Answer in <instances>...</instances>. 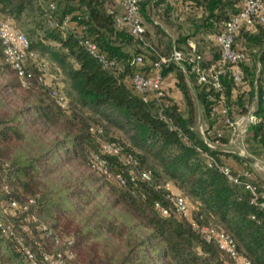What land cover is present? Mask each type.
Instances as JSON below:
<instances>
[{"label":"trees","instance_id":"1","mask_svg":"<svg viewBox=\"0 0 264 264\" xmlns=\"http://www.w3.org/2000/svg\"><path fill=\"white\" fill-rule=\"evenodd\" d=\"M203 9L199 18H190L193 32L179 36L180 48L197 33H216L221 24L238 11L241 0H191ZM55 3V9L49 3ZM116 0H0V15L10 17L38 58L64 83L69 106L62 110L45 86L36 81L34 63L26 65L30 82L23 86L16 71L6 62L0 40V187L20 201L34 198L40 222L59 234L72 235L75 259L68 264H229L214 244L206 242L190 220L220 227L236 240L237 248L254 264H264V213L251 203L242 185L233 184L216 167H209L203 153L232 156L243 167L254 169L235 153L211 150L198 134V114L186 75L175 69L177 86L186 108L172 101L160 114L154 100H143L131 86L135 70L132 59L138 54L134 42L142 45L123 27L115 24ZM164 0H141L143 24L154 31L155 41L145 28V39L162 55H169L172 38L155 21L167 20L171 7L155 9ZM65 15L71 27H62ZM50 20L56 25L50 26ZM145 26V25H144ZM96 42L108 59V66L85 46ZM236 42L247 49L259 47L257 66L241 63L244 84L236 85L229 72L221 77L228 114L231 102L237 115L244 114L256 98V115L264 114V26L241 29ZM201 52V51H200ZM213 53V52H212ZM204 55V53H203ZM204 55L206 61L219 56L217 49ZM155 54L149 52L148 60ZM248 56V55H247ZM146 61V62H147ZM190 78L195 80L192 76ZM196 86L203 124L212 125L211 101L205 88ZM235 93V97H232ZM100 129L92 133L90 126ZM106 129L122 136L105 137ZM251 144L264 146L261 124L252 127ZM229 132L222 141L227 142ZM101 140H113L134 155L138 168L151 173V181L131 180L128 168L116 156H107L112 172L125 176L118 185L89 164ZM96 144V148L91 150ZM117 186L111 189L106 183ZM191 198L195 207L189 217L164 216L156 202L167 204V182ZM170 189V188H169ZM3 192V190H2ZM4 193V192H3ZM4 196H8L4 194ZM24 217V215H22ZM62 231L66 232L63 233ZM6 243V244H5ZM10 248V250L7 247ZM35 247V245L33 244ZM222 256L226 261H222ZM1 264H26L12 242L0 233Z\"/></svg>","mask_w":264,"mask_h":264},{"label":"built area","instance_id":"2","mask_svg":"<svg viewBox=\"0 0 264 264\" xmlns=\"http://www.w3.org/2000/svg\"><path fill=\"white\" fill-rule=\"evenodd\" d=\"M140 1L119 0L121 11L114 15L116 26L126 28L131 35L141 41L149 52L156 55L154 59L147 62L142 54L132 59L135 70L129 81L134 92L145 101L154 100L161 114L163 109L172 103L165 86L163 70L171 65L179 67L184 74L192 76L197 85L205 88L212 102L210 115L212 125L199 123L197 128L203 142L211 150L235 153L242 158L248 157V135L255 124H261L264 129V114L256 115L251 105L246 113L236 117L230 116L221 77L227 71L236 85L244 84V71L241 63L246 61L248 56L244 47L236 42L235 37L241 29H253L256 24L264 26V0H241L238 11L225 20L214 34L213 41L219 56L209 62L205 60L203 53L193 41H188L183 48L172 47L169 55L160 54L144 37L145 26L140 15ZM49 8L54 10L55 3L50 2ZM49 24L54 26L56 22L50 20ZM61 26L73 28L70 15L64 16ZM0 40L4 58L16 71L22 85L26 86L30 82V74L26 71V65L29 62L34 63L37 68L35 75L37 83L48 89L49 95L62 110H67L68 97L62 86L50 81L48 62L43 58H38L36 53L30 50L26 35L8 16L0 15ZM83 42L99 61L108 66L114 65V60L108 59L99 50L96 42L90 39H85ZM90 131L95 134L100 133V129L95 125L90 126ZM226 132H229V138L227 142H224L222 139ZM203 155L209 167H216L233 184L242 185L248 191L251 203L264 213V179H259L256 175V171H264V161L256 163L252 170L243 166L233 167L228 163L218 161L209 152H204ZM107 156L118 157L128 168L131 180L151 181V173L148 170L139 169L136 157L126 153L122 145L113 140L100 141L98 151L92 152L89 157L90 167L118 185H125L123 173L110 170ZM2 190L8 196L4 198L1 209L0 233L12 242L13 247L26 264H68L75 259L73 236L59 234L45 223L40 222L36 211L31 209L35 204L34 198L20 201L9 196L11 190L7 185ZM165 200L167 204L155 203L161 215L173 214L179 217H189V203L183 194L176 193L167 187ZM262 221L264 223V218ZM190 222L206 242L214 244L227 257L229 264H254L240 253L234 237L222 228L212 224H199L194 220ZM34 232H37L44 241L35 239ZM45 241L50 244L51 249L46 248L48 244ZM5 264L14 263L6 262Z\"/></svg>","mask_w":264,"mask_h":264},{"label":"crops","instance_id":"3","mask_svg":"<svg viewBox=\"0 0 264 264\" xmlns=\"http://www.w3.org/2000/svg\"><path fill=\"white\" fill-rule=\"evenodd\" d=\"M116 6L118 8V12L121 11V6L119 3V0H116ZM168 4L171 7V10L169 12V17L167 18V20L165 21H155V23L159 24L161 26V28L172 38V47L179 45L178 44V37L179 36H183V35H188L189 33L193 32V28L190 27V22L189 19L190 18H199L202 15L203 9L200 6H195L193 4V2L191 0H175V2H171L170 0H164L162 4ZM241 4V1L238 5ZM160 6H158L155 10L156 11H160L161 8H159ZM183 21H187V29L182 30L183 26ZM181 25V26H180ZM150 26V25H149ZM151 27V26H150ZM146 28V27H145ZM152 29V28H151ZM149 37L155 41V34L154 31L152 29V31L149 29ZM210 33V34H209ZM208 34H206L205 38H199L200 33L195 34L194 36H191L188 38V40L186 41V43L188 41H193L198 49H204L206 44H209L210 47H214V41H213V36L214 33L209 32ZM210 53H207V55H212L213 50L211 51H207ZM218 58V57H217ZM261 67V64L258 62L257 63V69L259 70ZM146 68H148V66L146 65ZM186 75V74H185ZM186 81L187 84L190 88L191 94H192V100L194 101L195 105H196V110H197V114L198 115V124L201 123V106L199 103V100L196 96V86L194 81L190 78V76L186 75ZM165 78V86L166 89L168 91L170 98L177 104L178 108L182 111V109L184 110V108H186V102L184 99V96L182 94V92L180 91L179 87L177 86V79L175 76V69L171 68V70L169 72H167V74L164 75ZM232 97H235V93H233ZM252 105L253 107H255L257 105V100L256 98L252 101ZM252 129L251 132L248 135V139L251 138V134H252ZM255 144V143H253ZM258 148H256V152L257 151H263L264 152V146L258 145L256 144ZM262 153V152H261ZM263 154V153H262ZM264 157V154H263ZM221 159L224 160L225 163H228L229 165L233 166V167H241L243 166L239 161H237L236 159H234L232 156H226V155H221ZM244 159L248 164L252 165V166H256V163H260L262 161H259V159H257L256 157H251L250 155H248V157L246 158H242ZM264 161V160H263ZM259 172L260 175H262V177H257L259 179H264V171H256ZM167 187L170 188L171 190H173L174 192H178V188L176 187V185L172 182V181H168L167 182Z\"/></svg>","mask_w":264,"mask_h":264},{"label":"rangeland","instance_id":"4","mask_svg":"<svg viewBox=\"0 0 264 264\" xmlns=\"http://www.w3.org/2000/svg\"><path fill=\"white\" fill-rule=\"evenodd\" d=\"M172 3L173 2H175V0H170ZM160 7L159 8H161V9H163L165 6H166V4L164 3V4H162V5H159ZM114 9L115 10H118V8H117V6L116 5H114ZM157 21H160L159 20V18H157ZM182 22H183V26H181L182 27V30H185V29H187V21L185 20V21H183L182 20ZM144 25H145V27H146V30L148 31L149 29L152 31V29H151V27L148 25V24H145L144 23ZM206 34H208V32H206ZM206 34L205 33H200V35H199V38H203L204 37V39H206L205 38V36H206ZM210 34V33H209ZM135 49V50H134ZM259 47L257 46V45H253V46H250V48H248L247 49V55H248V60H247V62H246V64L245 65H250V66H257V63H258V57L260 56L259 55ZM133 50L135 51V52H138V54L137 55H139V54H142V55H144V56H146V57H148L149 56V51H148V49H146V47L144 46V45H141V44H139L138 42H134V48H133ZM211 50H213V53H214V47H210V45L209 44H206V46H205V48L204 49H200V51L202 52V53H204V55H207V53H210V52H207V51H211ZM212 53V54H213ZM146 61H147V59H146ZM262 64V63H261ZM263 65H264V63H263ZM48 77H49V79H50V81L52 82V83H57V84H59L60 86H63V82H62V79L60 78V77H57L56 76V74H55V71H54V69H50L49 70V73H48ZM167 93H168V91H167ZM170 93H168V95H169ZM230 106H231V109H232V115L234 116V117H236L237 116V110H236V105L233 103V102H231V104H230ZM182 111H185V108H184V110L182 109ZM198 115H199V113H198ZM201 123H203L202 122V120H201ZM103 134H104V136L105 137H111V136H122V134L120 133V132H118V131H116V130H114V129H106L105 130V132H103ZM248 145L249 146H247V152H248V155H250L251 157H256L257 159H259V161H263L264 160V157H263V154H264V152L263 151H257L256 152V148H258L257 147V145L256 144H251V142L248 140ZM96 148V144H94V147L91 149V150H93V149H95ZM263 154H262V153ZM256 174L258 175V177H262V175H260L259 174V172H256ZM106 183L111 187V189H113V190H116V192H117V190H118V188H117V186L116 185H114V184H111L109 181H106ZM180 193H182L181 191H179ZM183 195L186 197V199L188 200V203H189V207H190V209H192L193 207H195V204L193 203V201H192V199L191 198H189V197H187L186 196V194H184L183 193ZM4 198H5V196H4V193L2 192V189H1V187H0V214H1V209H2V205H3V200H4ZM63 233H66V232H64V231H62ZM34 237H35V239H38V240H41V241H44L43 239H41V237L37 234V232H34ZM48 245H46V248H48V249H51V246H50V244L47 242V241H45ZM6 244V243H5ZM7 247V246H6ZM9 250H10V248L9 247H7ZM221 257V259H222V261L224 262V261H226L222 256H220Z\"/></svg>","mask_w":264,"mask_h":264}]
</instances>
